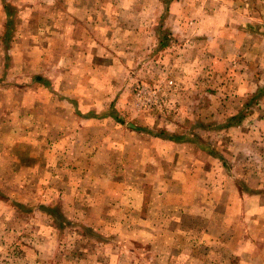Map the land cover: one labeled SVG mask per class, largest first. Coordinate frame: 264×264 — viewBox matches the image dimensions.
<instances>
[{"label":"rangeland","instance_id":"rangeland-1","mask_svg":"<svg viewBox=\"0 0 264 264\" xmlns=\"http://www.w3.org/2000/svg\"><path fill=\"white\" fill-rule=\"evenodd\" d=\"M153 1L118 0V6L125 10L153 7L158 12L151 17L128 11L119 19L126 30L137 19L152 24L158 30L157 46L93 47L91 80L81 76L76 77V83L68 77L63 81L52 78L50 63L67 49L41 48L38 33L31 30L41 22L39 4L47 9L63 8L68 0H13L9 38L3 37L7 18L1 11L0 264H215L204 236L213 231L244 232L239 207L236 211L225 207L235 197L226 190L218 191L216 176L212 180L193 171L189 178L183 177L176 156L181 151L179 142L189 140L186 149L194 151L197 147L207 168L217 156L219 163L214 165L221 163V168L227 169L229 154L239 148L250 149L251 141L256 142L263 129L257 121L261 116L252 114L257 122L251 121L255 129L247 128L252 133L244 145L231 139L225 127L231 124L230 118L214 119L238 111L242 104L238 97L232 99L230 110L224 106L225 113L214 114L210 99L199 97L195 102L197 114L182 116L174 100L181 88L180 69L172 60L162 63V59L179 53L188 39L209 42L214 16L201 17L203 28L198 34L174 36L161 28L169 27L165 25L167 11L178 0ZM198 3L219 13L215 26H225L231 16L230 23L236 27L247 25V38L251 33L264 34V0ZM116 6L115 0L101 3L104 8ZM105 15L107 28L113 29L115 15ZM247 15L252 20L245 23ZM114 32H109V38L121 37ZM129 37L126 31L122 33L124 41ZM117 51L123 55L112 62ZM137 51L140 57H134ZM43 57L49 62L44 70L40 62ZM104 57L108 61L98 62L97 58ZM215 68L221 76L229 70ZM252 74L264 89L260 72ZM67 85L77 88L74 99L57 92L59 87L67 92ZM142 87L156 93L155 101L144 107L135 101ZM211 90L205 85L203 92ZM258 101L251 100L252 108H258ZM244 113L249 114L248 110ZM170 140L176 143L162 145ZM244 192L249 194L252 188ZM254 204V200H247L246 210L241 208L244 215H260L261 211L254 212ZM226 218H237L238 225L231 229L223 224ZM225 248L238 250L228 243Z\"/></svg>","mask_w":264,"mask_h":264},{"label":"crops","instance_id":"crops-1","mask_svg":"<svg viewBox=\"0 0 264 264\" xmlns=\"http://www.w3.org/2000/svg\"><path fill=\"white\" fill-rule=\"evenodd\" d=\"M12 1L0 0V13L3 11L4 18H7V24L5 21L3 28V37L7 38L11 37V27L8 24L11 20L10 6ZM103 1L68 0L67 7L54 6L50 9L39 4V7H41L39 9L41 22L35 24L31 30L38 33L37 39L43 44L41 48L45 49L51 46L57 51L67 49L61 51V53L59 52L60 54L55 56L52 63H50L52 65V78L63 81L68 77L72 83H76V81H79L76 77L82 76L85 79L89 78L90 81L93 74L91 65L95 60L91 55L93 47L107 48L109 44L117 49L135 47L141 49L147 45L149 47L157 46L156 43L159 39L156 38L155 32L158 34V30L152 24H143L137 19L135 24L129 30H126L121 20L128 11L129 14L141 12L143 15L154 17L158 13L155 8L125 10L124 7L118 6V0H115L116 7L104 8L101 7ZM131 1L133 3L135 0ZM149 1L154 2L153 0ZM186 1H189L188 3L193 2V4L187 7L188 3ZM93 2L94 7L92 6ZM49 11L52 13L49 14ZM109 12L116 17L113 29H108L104 20L105 14ZM167 13L165 25L169 27L166 29L163 27L161 30H168L174 36L186 35V37H192V35L200 32L203 28V25H201L202 16L209 14L214 16V20L219 16V13L216 14L212 10L205 9V6L198 3V0L175 1L170 5ZM242 15H245L244 11ZM119 16L121 19H119ZM230 17H227L223 27L220 25L215 26L214 20L211 18L209 42L198 38L188 39L183 42L179 53H175L173 56L166 55L162 59V63L172 60L173 66L180 69L177 71L181 83L180 93L173 99L180 105L182 116L194 117L197 114L195 102L199 97L205 96L210 99V108L213 114L215 111L225 113L224 106H226V111L230 110L232 99L238 97L239 101L242 100L238 111L236 110L231 115L228 113V117H223V114L214 117V119L230 118L229 123L231 124L225 127H228L227 131L232 136L231 139L236 144L244 145L245 138L252 133L247 128L255 129L251 124V121H255L252 114L255 112L260 114L261 117H258L257 121L260 122L259 127L263 128L258 133L262 135L261 138L257 135L258 138L254 139L256 142L251 141L250 149L239 148L236 152L229 154L227 157L229 168H221V163L214 165V162L219 163L217 156L211 158L213 163L207 168V165L201 162L203 154L197 147L194 151L186 149L189 140L183 141L182 139L179 142L181 151L176 159L179 161V174L183 177L189 178L193 171L206 174L212 180L216 176L217 180L214 184L218 181V191L226 190L231 197H235L233 202L227 201L225 207L231 210L235 209V211L236 207H239L238 212L244 218V222H242L243 233L236 234L232 231L216 233L213 231L204 236L211 257L213 256L212 261L215 264H222L223 257H225V264H264V89L260 88L258 77H253L252 74L260 72L262 76L259 79L262 82L264 81V34L254 35L251 33L250 38H247L244 35L247 25L236 27L230 23ZM172 20H175V23ZM248 20H252L250 15L245 17V23H248ZM18 30L24 31L20 28ZM113 30L116 35L121 33V37L116 36V40L109 38V32L113 33ZM124 31L130 35L126 41L122 38ZM235 35L243 37L244 40H238ZM134 42H137L138 45ZM115 54L111 57L112 62H118V58L123 55V52L117 51ZM140 54L137 51L134 53V57H140ZM176 54H179V56L177 57ZM97 60L98 62L108 61L106 57L97 58ZM40 62L44 65L42 70H44L46 63L49 64L45 57L41 58ZM231 63L234 65L233 69L230 67L232 66ZM217 66L229 68L227 75H218L215 68ZM232 70L235 72H231ZM221 83L225 84L222 88L220 87ZM205 85L212 90L203 92ZM67 87H69L67 92L62 91L61 87L57 89V92L74 99L77 96V88L75 85H67ZM252 99L259 100L258 108H252V105H250ZM221 105L222 109L220 110ZM244 110L245 112L248 110L249 114H245ZM215 114L217 115V113ZM237 115H241L239 119L232 120V117H237ZM257 121H255V124ZM222 126H224V123ZM155 141L160 142L161 139H155ZM190 141L192 142V140ZM174 143L170 140L162 143V145L170 147ZM166 157L165 155V159ZM249 187L252 188V192L248 194L244 191H247ZM250 199L255 201L254 212L260 213L261 211L260 215L252 216L250 214L247 216L242 212L241 208L245 209L247 200ZM226 219L223 224H228L231 229L238 225H235L237 218ZM226 243L233 245L234 248L238 247V250L229 251L225 248Z\"/></svg>","mask_w":264,"mask_h":264},{"label":"built area","instance_id":"built-area-1","mask_svg":"<svg viewBox=\"0 0 264 264\" xmlns=\"http://www.w3.org/2000/svg\"><path fill=\"white\" fill-rule=\"evenodd\" d=\"M155 94H156L155 91L142 87L136 93L135 101L137 102L138 105L144 107L155 101Z\"/></svg>","mask_w":264,"mask_h":264}]
</instances>
